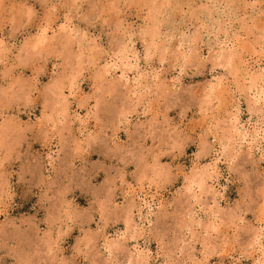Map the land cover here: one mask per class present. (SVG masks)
<instances>
[{
    "label": "clouds",
    "instance_id": "1",
    "mask_svg": "<svg viewBox=\"0 0 264 264\" xmlns=\"http://www.w3.org/2000/svg\"><path fill=\"white\" fill-rule=\"evenodd\" d=\"M0 264H264V0H0Z\"/></svg>",
    "mask_w": 264,
    "mask_h": 264
}]
</instances>
